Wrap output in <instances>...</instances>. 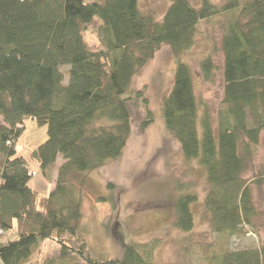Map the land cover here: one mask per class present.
<instances>
[{
    "label": "trees",
    "instance_id": "obj_1",
    "mask_svg": "<svg viewBox=\"0 0 264 264\" xmlns=\"http://www.w3.org/2000/svg\"><path fill=\"white\" fill-rule=\"evenodd\" d=\"M169 1L158 18L139 0H0V228L18 235L0 243L2 264H157L158 241L129 242L122 258L89 243L82 208L88 174L122 158L132 134L130 102L141 97L148 104L132 88L133 78L164 45L178 61L161 107L166 128L186 160L205 168L212 229L230 237L248 232L256 208L244 174L264 133V0ZM213 19H224L225 30L216 126L207 111L200 114L191 66L181 59L195 45L199 25ZM95 21L99 44L91 50L84 32ZM200 67L211 79L213 57ZM29 117L48 127L31 159L17 150ZM153 120L149 113L144 126ZM59 157L55 186L44 195L30 185V161L47 178ZM196 200L194 192L177 193L178 229L194 227L190 205ZM46 240L60 251L42 260ZM210 261L264 264V246L212 254Z\"/></svg>",
    "mask_w": 264,
    "mask_h": 264
},
{
    "label": "rangeland",
    "instance_id": "obj_2",
    "mask_svg": "<svg viewBox=\"0 0 264 264\" xmlns=\"http://www.w3.org/2000/svg\"><path fill=\"white\" fill-rule=\"evenodd\" d=\"M91 1L104 0H85ZM170 5L169 0H139V6L153 11L162 18ZM98 21L89 25L84 38L91 50L98 48L95 33ZM224 19L201 23L195 45L181 59L191 66L199 112L207 111L214 126L223 107L224 79L222 37ZM213 57V75L206 79L201 71L203 59ZM178 61L172 49L164 45L133 78L132 88L141 90L148 104L141 97L133 99L130 107L133 116L132 134L122 158L111 165L101 167L87 176L83 199V226L87 241L97 245L111 257L122 258L129 242L158 241L154 250L157 264H213L212 254L224 251L258 249L264 246V133L249 169L244 177L249 182L256 208L253 224L246 234L227 236L214 231L205 209L207 178L205 168L196 159L187 161L181 144L167 130L162 115L163 98L172 89ZM69 66L65 65V84ZM154 120L144 126L149 119ZM24 131L17 150L31 159L32 150L48 137L46 125H38L35 119L24 121ZM199 131L202 123L198 122ZM3 156L0 155V167ZM63 162L58 158L48 177H44L36 162L30 161L34 175L32 187L44 195L55 186L57 170ZM178 184H182L179 186ZM194 192L197 200L190 208L194 218L191 231L178 229L174 224V201L178 192ZM104 198V199H102ZM18 237L16 229L6 230L0 243ZM41 259H48L60 251L55 241L41 244Z\"/></svg>",
    "mask_w": 264,
    "mask_h": 264
},
{
    "label": "built area",
    "instance_id": "obj_3",
    "mask_svg": "<svg viewBox=\"0 0 264 264\" xmlns=\"http://www.w3.org/2000/svg\"><path fill=\"white\" fill-rule=\"evenodd\" d=\"M3 233H4L3 229L0 228V237L3 235ZM0 264H2L1 259H0Z\"/></svg>",
    "mask_w": 264,
    "mask_h": 264
},
{
    "label": "crops",
    "instance_id": "obj_4",
    "mask_svg": "<svg viewBox=\"0 0 264 264\" xmlns=\"http://www.w3.org/2000/svg\"><path fill=\"white\" fill-rule=\"evenodd\" d=\"M53 184H54V183H53ZM53 184L51 185V188L49 189V191H48V192H50V191H52V190H53V188H54ZM33 188L37 189V187H33ZM37 190H38V189H37Z\"/></svg>",
    "mask_w": 264,
    "mask_h": 264
}]
</instances>
